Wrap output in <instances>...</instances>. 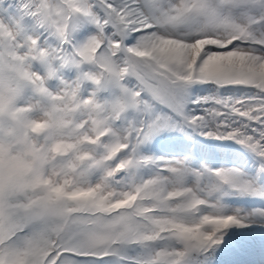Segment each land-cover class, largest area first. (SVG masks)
<instances>
[{
  "label": "snow or ice",
  "instance_id": "obj_1",
  "mask_svg": "<svg viewBox=\"0 0 264 264\" xmlns=\"http://www.w3.org/2000/svg\"><path fill=\"white\" fill-rule=\"evenodd\" d=\"M0 264H264V0H0Z\"/></svg>",
  "mask_w": 264,
  "mask_h": 264
},
{
  "label": "rangeland",
  "instance_id": "obj_2",
  "mask_svg": "<svg viewBox=\"0 0 264 264\" xmlns=\"http://www.w3.org/2000/svg\"><path fill=\"white\" fill-rule=\"evenodd\" d=\"M207 143H210V144H216V143H218V142H207Z\"/></svg>",
  "mask_w": 264,
  "mask_h": 264
}]
</instances>
